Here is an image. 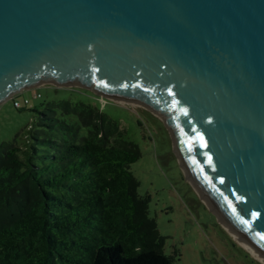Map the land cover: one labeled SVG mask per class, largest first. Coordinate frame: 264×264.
<instances>
[{
	"label": "water",
	"instance_id": "water-1",
	"mask_svg": "<svg viewBox=\"0 0 264 264\" xmlns=\"http://www.w3.org/2000/svg\"><path fill=\"white\" fill-rule=\"evenodd\" d=\"M43 84L163 117L194 187L264 262V0H0V105Z\"/></svg>",
	"mask_w": 264,
	"mask_h": 264
},
{
	"label": "trees",
	"instance_id": "trees-1",
	"mask_svg": "<svg viewBox=\"0 0 264 264\" xmlns=\"http://www.w3.org/2000/svg\"><path fill=\"white\" fill-rule=\"evenodd\" d=\"M42 106L0 144V264H178L131 170L140 147L90 104Z\"/></svg>",
	"mask_w": 264,
	"mask_h": 264
},
{
	"label": "rangeland",
	"instance_id": "rangeland-1",
	"mask_svg": "<svg viewBox=\"0 0 264 264\" xmlns=\"http://www.w3.org/2000/svg\"><path fill=\"white\" fill-rule=\"evenodd\" d=\"M14 100L20 108L15 107ZM57 100L96 107L118 122L127 140L140 147L142 158L131 165V170L140 181L139 193L151 196L150 215L166 239L164 251L177 253L178 264H264L226 230L185 171L163 117L143 105L108 100L81 87L43 84L0 105V144L15 139L23 142L24 133L36 121L37 113L32 110Z\"/></svg>",
	"mask_w": 264,
	"mask_h": 264
},
{
	"label": "bare ground",
	"instance_id": "bare-ground-1",
	"mask_svg": "<svg viewBox=\"0 0 264 264\" xmlns=\"http://www.w3.org/2000/svg\"><path fill=\"white\" fill-rule=\"evenodd\" d=\"M187 171V169H186ZM187 174H188V171H187ZM200 193V192H199ZM201 194V193H200ZM202 195V194H201ZM203 196V195H202ZM204 198V196H203ZM205 199V198H204ZM206 200V199H205ZM207 201V200H206ZM208 203V202H207ZM209 204V203H208ZM210 206V204H209ZM211 207V206H210ZM212 208V207H211ZM217 215V214H216ZM219 217V216H218ZM220 219V218H219ZM220 221L222 222V220L220 219ZM223 224V222H222ZM224 225V224H223ZM225 227V226H224ZM226 228V227H225ZM227 231H229L227 228H226ZM230 232V231H229ZM231 233V232H230ZM231 235L245 248L247 249L254 257H256L259 261H261L262 263H264L258 256L257 254L247 245L245 244L243 241H241L240 239H238L233 233H231Z\"/></svg>",
	"mask_w": 264,
	"mask_h": 264
},
{
	"label": "built area",
	"instance_id": "built-area-1",
	"mask_svg": "<svg viewBox=\"0 0 264 264\" xmlns=\"http://www.w3.org/2000/svg\"><path fill=\"white\" fill-rule=\"evenodd\" d=\"M29 103H30V101L26 99L25 104L29 105ZM14 104H15L16 108H20L21 107V104L18 101H16V100H14Z\"/></svg>",
	"mask_w": 264,
	"mask_h": 264
},
{
	"label": "snow or ice",
	"instance_id": "snow-or-ice-1",
	"mask_svg": "<svg viewBox=\"0 0 264 264\" xmlns=\"http://www.w3.org/2000/svg\"><path fill=\"white\" fill-rule=\"evenodd\" d=\"M261 239H264V237H261Z\"/></svg>",
	"mask_w": 264,
	"mask_h": 264
}]
</instances>
